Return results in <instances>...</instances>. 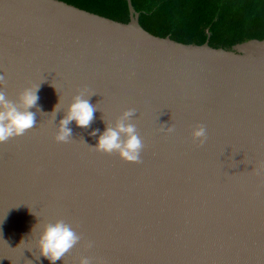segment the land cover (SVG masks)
Here are the masks:
<instances>
[{
  "label": "water",
  "instance_id": "water-1",
  "mask_svg": "<svg viewBox=\"0 0 264 264\" xmlns=\"http://www.w3.org/2000/svg\"><path fill=\"white\" fill-rule=\"evenodd\" d=\"M126 5L123 24L58 0H0L8 98L43 81L41 111L60 101L55 121L38 112L32 130L0 144V264H51L37 259L36 239L59 218L83 239L55 264L82 255L104 264H264V38L229 49L182 44L143 30ZM85 89L99 108L91 126L73 121L75 140L56 142ZM128 108L145 144L139 164L88 146L98 142L93 130ZM197 124L207 129L202 146L191 135Z\"/></svg>",
  "mask_w": 264,
  "mask_h": 264
},
{
  "label": "clouds",
  "instance_id": "clouds-1",
  "mask_svg": "<svg viewBox=\"0 0 264 264\" xmlns=\"http://www.w3.org/2000/svg\"><path fill=\"white\" fill-rule=\"evenodd\" d=\"M40 84L25 87L18 94L16 100H12L7 96L6 75L0 74V144H5L10 139L20 137L32 130L37 125L36 115L38 112L41 115L51 116L55 121L60 101L51 113L42 112L38 106L39 96L37 95ZM53 87L55 86L53 85ZM95 94L85 89L72 97V102L68 105L64 117L57 125L54 137L56 142L71 143L75 140L72 129L69 127L73 121L80 128L91 126L95 118L94 113L99 109L98 104L90 103V98ZM33 108L36 109L35 112L31 111ZM135 116L136 109L128 108L121 113L114 124L105 121L106 128L102 133L99 129L90 133L92 136H97L99 133L97 144L94 147L88 146L108 155L117 154L125 162L141 163V153L145 144L134 122ZM160 130L170 134L174 132V127L164 125ZM191 135L193 140L198 141L201 146L208 138L207 129L203 124L194 126ZM261 169H264V164L260 165L258 173ZM82 239V234L63 218L44 223L36 239L39 250L37 259L42 256L51 264H55L56 261L63 260L66 255L70 254ZM84 246L86 249H91L93 242L87 241ZM78 264H104V262L91 256L82 255L78 258Z\"/></svg>",
  "mask_w": 264,
  "mask_h": 264
},
{
  "label": "trees",
  "instance_id": "trees-1",
  "mask_svg": "<svg viewBox=\"0 0 264 264\" xmlns=\"http://www.w3.org/2000/svg\"><path fill=\"white\" fill-rule=\"evenodd\" d=\"M119 23L129 21L126 0H58ZM140 27L182 43L229 49L264 38V0H131Z\"/></svg>",
  "mask_w": 264,
  "mask_h": 264
}]
</instances>
